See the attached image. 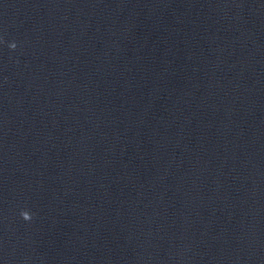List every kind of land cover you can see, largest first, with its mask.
Returning a JSON list of instances; mask_svg holds the SVG:
<instances>
[{
  "label": "water",
  "instance_id": "1",
  "mask_svg": "<svg viewBox=\"0 0 264 264\" xmlns=\"http://www.w3.org/2000/svg\"><path fill=\"white\" fill-rule=\"evenodd\" d=\"M0 264H264V0H0Z\"/></svg>",
  "mask_w": 264,
  "mask_h": 264
}]
</instances>
